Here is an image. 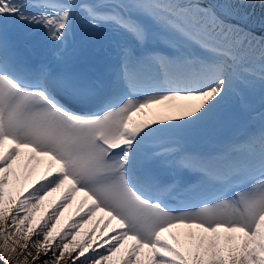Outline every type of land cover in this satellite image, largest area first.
Here are the masks:
<instances>
[{
    "label": "snow or ice",
    "instance_id": "snow-or-ice-1",
    "mask_svg": "<svg viewBox=\"0 0 264 264\" xmlns=\"http://www.w3.org/2000/svg\"><path fill=\"white\" fill-rule=\"evenodd\" d=\"M254 23L264 28V0H0L4 254L15 251L9 239L19 245L16 237L35 232L38 251L57 262L68 254L70 264H264V125L202 151L180 139L148 147L197 133L230 100L244 108L257 81L264 87V36ZM78 24L114 34L118 71L110 77L96 74L103 45L75 43ZM37 33L50 61L23 55ZM71 62L79 70L60 67ZM40 165L43 183L29 191ZM189 172L194 185L183 179ZM61 188L55 212L37 220L45 197ZM78 192L81 222L58 230ZM174 196L199 204L172 207ZM96 210L107 215L102 237L116 221L101 251L93 235L77 240Z\"/></svg>",
    "mask_w": 264,
    "mask_h": 264
},
{
    "label": "rangeland",
    "instance_id": "rangeland-1",
    "mask_svg": "<svg viewBox=\"0 0 264 264\" xmlns=\"http://www.w3.org/2000/svg\"><path fill=\"white\" fill-rule=\"evenodd\" d=\"M251 11L254 12L253 20L258 21L261 14V9L259 7H256ZM253 28L257 37L264 36V28H262L258 23H254ZM77 29L78 31H82L81 26H78ZM86 34L88 39H93V38L105 39L106 37L108 38V40H110L111 38L114 37V34L112 32H110L109 34V29L106 30L95 29L90 31L87 30ZM76 44H80V43H76ZM47 48H50V46L47 45V47H45L44 49ZM47 56H48L47 53H45L42 57V60H44L45 59L44 57ZM110 63L111 62L109 61L107 65L108 67ZM108 67L106 71H108ZM117 71H118V65H117ZM262 91L263 93H261ZM240 108L241 106L237 104L235 100H230L221 110L217 119L213 121L211 124L199 130L197 133H192L189 131L180 136H177L175 134H167L160 139H166L168 142L180 139L187 148L196 151H202L217 146V144L221 141L239 140V139H243L245 136L251 133L257 132L261 128V126L264 125V87L261 86L259 81L256 82L255 87L252 88L248 94V104L244 108L241 109ZM252 109L255 110L254 113L251 112ZM260 110H262L263 113L261 112L262 114L260 116H256L257 112H259ZM169 123H173V122H169ZM116 152H119V150H116ZM19 172H20V176L23 179L25 175V170L24 171L19 170ZM39 178H40L39 176H31L26 181L27 185L30 186L28 188L29 191L31 190L32 186H39L36 183L37 181L43 183V181L40 180ZM22 179L21 182L23 181L22 183H24V180ZM183 179L186 182H189L194 185L198 181V176L194 172H189L183 175ZM64 191L65 189L61 188L60 195H56L55 197L53 195H49L45 197L43 203L40 206V210L37 212V220H39L40 217L42 216L47 218V215L49 213L55 212L56 205L60 202V198L63 195ZM26 194L27 192H25V195ZM208 198L210 199L211 197L209 196ZM79 201H80L79 199L76 200L72 199L67 204V206L61 210L62 214L60 215L59 223L57 224L58 230L62 228H64V230H67L65 226L72 223L73 221H75L76 223L81 222L79 216L84 214V210H82L79 215L76 214V208L79 204L78 203ZM198 204H199V200L197 198L187 197V196H180V197L174 196L170 200V205L172 207H185L186 205L192 206ZM87 207L88 205H85V210L87 209ZM100 217L101 215L100 216L95 215L86 219L83 222V227L77 230L79 232V235L77 236V240H81L82 238L85 237L86 234L93 235L95 242L92 243V247L97 248V244L101 243L103 240H106L109 236L113 235V229H112L113 223L109 225L107 229L104 230L105 235L103 237L100 235V230L101 228H103L104 225V222L103 220H100ZM97 218L99 219L97 220ZM106 219L107 218H105V220ZM97 221H99V227H97L96 233L93 234L91 233L90 230L97 225ZM16 239H20L19 245L14 244L13 239H9L8 241L9 248L15 247L14 252L9 251L8 254H4V249L0 248V264H5V261H7V264H70V258L68 254H65L63 260L57 262L55 257L51 256L50 252L48 256H45V251L43 249L38 251L37 247H35L34 244L37 240H41V241L43 240L42 235L37 236L34 232L32 237L27 241H25L21 237H16ZM58 239L59 236L57 235V241ZM3 243L4 241L0 240V245H3ZM25 243L28 244L27 249L23 247ZM106 247L107 244H105V248ZM101 250L103 249L97 248V251H101ZM116 255L120 256L121 253H117ZM9 256L11 258H9ZM56 256H59L58 250L56 252ZM113 259H116V257H114ZM120 264H122V261L120 262Z\"/></svg>",
    "mask_w": 264,
    "mask_h": 264
},
{
    "label": "bare ground",
    "instance_id": "bare-ground-1",
    "mask_svg": "<svg viewBox=\"0 0 264 264\" xmlns=\"http://www.w3.org/2000/svg\"><path fill=\"white\" fill-rule=\"evenodd\" d=\"M78 26H81L80 24ZM77 26V28H78ZM101 30H106L108 29L107 26H102L101 28H99ZM90 31V30H89ZM87 30L84 31H78L76 32V40L75 43H82L87 41L90 47V50H92L93 48L95 49H99L101 47V45H103V47L106 50V54L103 56L102 60L99 62V64L97 65V75H103L105 77H109V73L112 71V65L115 63L118 65V54H117V49L114 46H110L109 45V40L108 38L105 37V39H88L87 34H86ZM105 32V31H104ZM110 30H109V34H110ZM107 33V32H106ZM104 37V36H103ZM47 47V45L44 42L43 39V35L40 33H37L33 36L32 38V42L29 46H27L24 50H23V55L25 57V59L29 60L35 53L40 54V50ZM48 58H51L50 56L46 57L45 60H48ZM51 60V59H50ZM109 61L111 62L109 67L107 66ZM62 68V70H69L72 68H76L79 67V64L76 62H71L67 65H61L60 66ZM108 67V71L107 70ZM117 67V66H116ZM115 72L116 69H115ZM93 80H95V76L93 77ZM238 109V108H237ZM241 109V108H240ZM253 111V110H252ZM238 112V111H237ZM242 113V112H241ZM151 114V112H150ZM171 136V135H170ZM172 138V137H171ZM168 139V138H167ZM164 142H168L166 139H157V140H153V141H149L148 142V147L149 148H154L157 144L159 143H164ZM118 153V152H117ZM24 160V157L22 156L20 158V161H18V163L22 162ZM19 170H23L24 169L21 167L19 168ZM44 171V167L43 165H40L37 167L36 172L32 175V176H41L43 174ZM22 179V177H21ZM23 180V179H22ZM32 180V179H31ZM34 181V180H33ZM23 182V181H22ZM31 182V181H30ZM32 184V183H30ZM30 187V186H29ZM61 194V189L56 190L55 192L50 193L49 195H53L54 197L56 195H60ZM48 195V196H49ZM83 196V193H76L75 197L73 198L74 200L79 199L81 200ZM75 202V201H74ZM77 203V202H76ZM79 203V202H78ZM91 201L88 202V204L86 205H90ZM40 210V208L37 210V212ZM95 215H101L104 218H107L106 213L100 211V210H96ZM94 215V216H95ZM96 218V217H95ZM99 218H97L98 220ZM104 222V221H103ZM113 226L116 224V221H112ZM112 226V229H113Z\"/></svg>",
    "mask_w": 264,
    "mask_h": 264
}]
</instances>
